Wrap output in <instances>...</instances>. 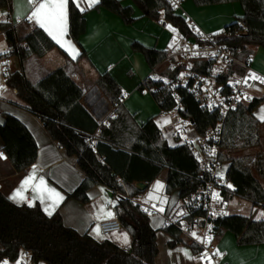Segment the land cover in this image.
Returning <instances> with one entry per match:
<instances>
[{
  "label": "trees",
  "instance_id": "trees-1",
  "mask_svg": "<svg viewBox=\"0 0 264 264\" xmlns=\"http://www.w3.org/2000/svg\"><path fill=\"white\" fill-rule=\"evenodd\" d=\"M132 1L144 17L155 21L163 19L175 28L192 33L186 20L173 11L167 0ZM192 1L198 7L239 3L244 14L240 22L228 28L243 23L247 33L234 45L242 47L246 57L251 56L249 46L264 49V0ZM0 8L11 14L12 0H0ZM100 8L118 15L126 25L135 22L134 10L123 7L120 0H100L93 9ZM68 9L69 37L81 48L79 58H83L86 53L80 37L86 30L85 13L73 0L68 1ZM0 28L11 49L8 56L16 57L21 65L20 72L6 76L7 86L16 91L30 113L40 119L67 155L77 157L78 165L85 173V179L68 198L87 204L90 202L89 192L98 185L118 192L120 196L115 201L114 212L123 231L131 238L127 249L108 238L96 240L88 233L80 234L66 227L59 212L47 216L38 204L34 207L15 205L0 191V261L15 263L21 251L27 250L34 264H156L158 230L151 227L149 216L130 200L143 192L134 183H144L149 188L160 175L165 174L166 192L178 191L181 199L188 198L200 186L196 179L198 167L188 147L185 144L170 146L162 139L153 118L138 125L119 101L121 91L109 74L100 75L96 84L111 103L118 104L116 117L109 121L108 126L98 128V139L103 141H97L93 147L87 139L95 132H84L71 121L74 111L85 112L80 104L84 92L66 70L52 71L37 82H32L26 74L25 64L32 57L42 58L52 50H59L68 58L67 54L40 27H33L26 35H20L18 28L10 22L0 24ZM132 49L144 55L151 70L157 69L166 59L165 51L147 48L137 42L132 44ZM168 76L172 82L176 81L177 71ZM225 79L221 77L219 80ZM169 89L170 84L153 79H146L139 87L140 92L148 90L151 93L162 112L175 106ZM177 93L184 107L181 116L193 121L197 133L204 134L219 121L217 112L203 109L185 88H178ZM262 103L264 96L253 99L249 104H240L228 115L222 143L225 151L236 152L260 146V126L264 122L255 117L254 111ZM0 137L3 151L14 170L27 172L38 157L37 143L28 128L16 117L6 114L4 123L0 124ZM101 144L108 145L109 154L105 158L101 156ZM100 158L105 164L100 162ZM221 161L229 162L226 178L236 194L249 201L252 207L264 208V153L255 158H228L225 155ZM218 224L220 235L232 233L239 246L264 244V220L254 219L252 214L230 216L219 220ZM162 231L170 238V248L182 244L181 233L176 227L164 226ZM189 247L194 253L199 250Z\"/></svg>",
  "mask_w": 264,
  "mask_h": 264
},
{
  "label": "crops",
  "instance_id": "crops-1",
  "mask_svg": "<svg viewBox=\"0 0 264 264\" xmlns=\"http://www.w3.org/2000/svg\"><path fill=\"white\" fill-rule=\"evenodd\" d=\"M73 1L76 6L79 3L78 9L85 13L86 30L80 37V44L86 55L79 58L82 50L69 37V9L67 4L66 34L61 41L63 47L44 28L42 29L67 54L68 58L62 55L59 50H52L42 58L32 57L25 64L28 78L32 82H37L52 71L60 68L65 69L84 92L80 104L85 112L74 111L70 116L71 121L82 131L89 134L95 132L98 137V128L102 125L108 126L109 121L116 117V113L113 112V103L108 100L102 89L96 84V80L100 75L109 74L116 81L121 91L120 94L126 95L122 104L134 117L138 125L141 126L153 118L160 130L162 139L166 140L170 146L175 147L184 144L180 138L173 136L170 131L172 119L164 128L160 127L159 115L165 114L161 111L151 93L148 90L139 91L140 85L146 79L156 77V69L151 70L144 55L132 49V44L137 42L147 48H155L166 52L172 34L183 33V29L175 28L163 19L155 21L144 17L132 0H120L123 7H131L134 10L135 22L132 25H126L118 15L107 9L94 10L93 8L99 2L89 7L88 0ZM39 2L41 0H34L33 3H29V0H12L11 14L7 9L0 8V24L10 22L18 28L20 35L28 34L33 27H40L34 20L28 19ZM176 14L188 21L190 28L195 26L194 29H199L204 33H213L240 22L239 19L244 12L241 5L236 2L198 7L192 0H183L182 10ZM17 19L22 20V22ZM161 21L166 23V28L160 25ZM10 50L5 35L0 28V124L4 123L6 114L19 119L33 135L38 146V157L35 164L27 172H16L3 151L4 144L0 137V191L15 205L29 206L31 204V207H34L38 204L47 216L59 212L66 227L72 228L80 234L88 233L96 240H103L104 237L100 234V224L115 216L114 209L108 208L110 205L112 207L115 205L114 191L98 185L89 192L90 202L87 204L68 198V195L73 193L85 179V173L80 169L77 157L67 155L66 151L52 139L40 119L30 113L26 103L17 96L16 91L7 86L1 63L9 57ZM248 50L251 51L254 70L264 76V49L249 46ZM255 50L260 52L255 55ZM74 54L75 58H73ZM10 58L12 59V65L9 74L20 72L19 60L16 57ZM253 94L256 98L263 96L259 92H253ZM139 101L143 102L141 107L137 106ZM263 132L264 124L260 126L261 148L246 150L245 157L232 155L231 158H248L250 155L257 156L264 153ZM97 141L102 143L103 140L97 139ZM106 147H108L107 144H101L99 147L103 158L109 154ZM228 167L229 162L226 163V168L223 170L225 174ZM162 175L143 191H148L153 199L155 197L158 199L159 194L166 193V179L161 180L163 188L160 192L155 190L153 186ZM29 177H33V179L22 188V182ZM41 179L44 181L43 185L40 183ZM134 185L139 187V182L134 183ZM18 190L22 193L23 199H20V197L12 199L11 197ZM49 190H54L59 196L51 195ZM175 192L178 194L177 199L172 201V196L169 194V199L165 200V203L168 202V205H172L179 201V193L178 191ZM41 197H43V200H41ZM59 197H62V199ZM53 200L56 201L55 206H53ZM247 206L250 207V212L247 215H253L254 213L257 217H264L261 213L253 212L257 207H252V204ZM48 212H51V215ZM165 212L166 209H160L156 214L149 217L151 227L158 230L157 245L159 254L156 258V264H193V262L196 264L194 252L188 245L180 244L176 248L168 246L170 238L162 231L165 226ZM108 213H111V216L107 215ZM254 219L264 220V218ZM97 229H99V235H97ZM125 235L128 241L126 244L124 243ZM108 239L125 249L131 244V238L124 231L114 234ZM217 245L218 248L227 252L225 264H264V244L239 246L236 237L232 233L224 232L219 236ZM7 264L15 263L7 262ZM39 264L46 263L40 262Z\"/></svg>",
  "mask_w": 264,
  "mask_h": 264
},
{
  "label": "built area",
  "instance_id": "built-area-1",
  "mask_svg": "<svg viewBox=\"0 0 264 264\" xmlns=\"http://www.w3.org/2000/svg\"><path fill=\"white\" fill-rule=\"evenodd\" d=\"M167 2L175 13L182 10L183 0ZM186 22L188 25V21ZM160 25L166 28L165 22L161 21ZM194 28L195 26L189 27L191 34L184 30L183 33L172 34L166 59L162 63L169 64L165 71L167 75L153 79L170 84L169 91L175 100V106L163 113L173 120L170 125L172 135L180 138L191 152L198 167L196 179L200 186L188 198L179 197V201L172 205L165 203L169 199L167 192L159 194L158 199L151 198L148 191L141 192L130 200L149 217L160 209H166L165 226H173L180 231L183 245L199 249L194 253L196 264H225L227 252L217 245L220 236L218 221L242 215L246 206L251 203L236 194L222 170L224 163L221 159L226 152L222 146L224 124L228 115L240 104H249L256 98L253 92L264 96V83L260 82L264 76L254 70L252 57L243 56L244 49L234 45L235 41L247 33L243 23L213 33H204ZM11 65L10 57L2 61L5 77L9 74ZM175 71L177 79L172 82L168 75ZM252 75L260 79L250 78ZM221 77H225V81H220ZM178 88H185L203 109L217 112L219 121L204 134L197 133L191 120L181 116L184 107L177 93ZM125 97V94H120L119 101L122 102ZM117 105L113 104V112ZM97 139V135H92L87 141L95 147ZM100 162L105 164L103 158H100ZM119 196L118 192H114L115 200ZM108 208L114 209V206L110 205ZM122 231V224L116 215L100 224V234L104 238ZM0 264L4 262L0 261ZM15 264H34L31 253L22 250Z\"/></svg>",
  "mask_w": 264,
  "mask_h": 264
},
{
  "label": "snow or ice",
  "instance_id": "snow-or-ice-1",
  "mask_svg": "<svg viewBox=\"0 0 264 264\" xmlns=\"http://www.w3.org/2000/svg\"><path fill=\"white\" fill-rule=\"evenodd\" d=\"M34 0H29V3H33ZM99 0H88L89 7H92L94 4L98 3ZM67 4L68 0H41V2L37 3L34 7V10L32 11L31 15L28 17L29 20H34L41 28H44L45 31L48 32V34L56 40L57 43L61 44V47H63V44L61 43L63 36L66 34V24H67ZM79 3H77V7H79ZM83 10V9H81ZM6 15V14H5ZM171 27V26H169ZM73 58H75V54L73 55ZM250 78L252 79H260L257 76L252 75ZM261 83H264V79L260 80ZM262 122H264V116L259 117ZM33 179V177H29L25 179L22 182L21 187L28 185L30 181ZM41 185L44 184V181L41 179L40 181ZM157 187H161V185H157ZM231 187V185H229ZM51 195L53 196H59L58 193H55L54 190H49ZM17 197H20V199H23L22 193L18 190L12 199H16ZM62 199V197H59ZM41 200H43V197H41ZM56 201L53 200V206H55ZM31 207L32 205L29 204ZM47 211V209H46ZM49 215H51V212H48ZM227 213H225L226 215ZM107 215L111 216V213H108ZM262 216H264V213H261ZM97 235H99V229H97ZM192 235L195 237L196 234L193 232ZM127 236H124V243L126 244ZM4 264H7V261L4 262Z\"/></svg>",
  "mask_w": 264,
  "mask_h": 264
},
{
  "label": "rangeland",
  "instance_id": "rangeland-1",
  "mask_svg": "<svg viewBox=\"0 0 264 264\" xmlns=\"http://www.w3.org/2000/svg\"><path fill=\"white\" fill-rule=\"evenodd\" d=\"M259 52H260L259 50H255L254 54L256 55V53L258 54ZM167 65H169V64L168 63L167 64H161L156 69V73H155L156 77H163V76H166L167 75V74H165V71L168 68ZM141 105H143V102L142 101H139V104H137V106H140L141 107ZM115 111H116V109H115ZM254 115H255V117L258 120L261 121V119L259 117L264 116V103H262L259 107H257V109L254 111ZM170 122H171L170 116L163 115V114L159 115V125H160V127L164 128L165 125H168ZM260 138H261V136H260ZM263 141H264V137H263ZM261 146H262V139H261L260 146L254 147V148H261ZM250 149H252V148H250ZM246 150H249V149H246ZM246 150H240V151H236V152H227L226 151L225 152V155L228 158L233 157V156L239 157L238 155H240L241 157H243L246 154ZM261 154H263V153H261ZM225 155H223V156H225ZM259 155H257V156H259ZM255 157L256 156L250 155L248 158H255ZM226 163L227 162H225V164L223 165L222 170H224L226 168ZM164 179H165V175L163 174L162 177H160V179L158 181H156L155 184L153 185L154 186V189L157 190L158 192H160L162 190V188H163V185L161 184V180H164ZM158 184L161 185V187L158 188L157 187ZM262 185L264 186V183L263 182H262ZM177 195H178L177 192H173L171 194L172 201H175L177 199ZM155 199H157V197H155ZM249 212H250V207L247 206V208H246V210L244 212V215L249 214ZM253 212H255V213H264V208H262L261 206H259V207L255 208L253 210ZM252 216H253V218H264V217H261V216L257 217L254 213H253ZM193 264H194V262H193Z\"/></svg>",
  "mask_w": 264,
  "mask_h": 264
},
{
  "label": "water",
  "instance_id": "water-1",
  "mask_svg": "<svg viewBox=\"0 0 264 264\" xmlns=\"http://www.w3.org/2000/svg\"><path fill=\"white\" fill-rule=\"evenodd\" d=\"M191 123L193 124V121L191 120ZM139 187L141 188V190L145 191L147 189L146 184L144 183H139Z\"/></svg>",
  "mask_w": 264,
  "mask_h": 264
}]
</instances>
